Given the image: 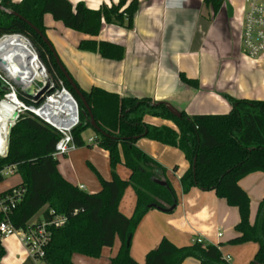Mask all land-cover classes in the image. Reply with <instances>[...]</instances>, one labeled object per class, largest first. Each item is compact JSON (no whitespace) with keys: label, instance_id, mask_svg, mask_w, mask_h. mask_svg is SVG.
<instances>
[{"label":"trees","instance_id":"obj_1","mask_svg":"<svg viewBox=\"0 0 264 264\" xmlns=\"http://www.w3.org/2000/svg\"><path fill=\"white\" fill-rule=\"evenodd\" d=\"M204 2L215 11L222 4V0ZM126 3L127 0H119L117 4H102L98 9H91L83 0L76 5L69 0H21L17 3L0 0L3 7L0 9V38L6 34H21L31 41L49 71L78 99L81 124L73 131L76 145L83 146L84 131L92 129L96 145L109 153L112 171L110 180L98 175L102 185L98 192L90 193L74 185L61 175L59 160L52 156L60 134L29 113H22L9 133L7 156L0 157V170L16 165V173L21 175L22 182L14 188L24 190V197L13 209L9 220L17 229L26 228L44 207V220L51 219V210L67 217L64 225L50 228L51 239L46 247L50 264H76L75 256L99 259L102 250L112 247L117 238L120 250L110 258L109 264H182L189 257L201 264H231L224 258L220 245L196 240L191 245L177 246L166 237L147 253L143 263L131 256V240L144 214L154 206L171 212L178 202L166 168L137 146V141L145 137L184 152L190 164L180 178L184 193L191 187L214 191L228 205L238 209L237 235L228 243H258V251L250 264H264V198L260 201L256 221L251 223V200L240 185L245 176L264 173V100L228 96L232 105L228 113L189 116L184 111H174L165 101L121 96L100 87L85 91L65 68L85 103L61 71L55 50L43 39L47 37L44 17L51 14L65 28L89 37L80 40L79 50L97 53L109 60H121L125 54L121 44L97 37L105 24L133 28L139 2ZM180 79L199 88L197 79L188 78L184 73H180ZM4 93L5 87L0 80V99ZM18 95L30 103L22 93ZM146 116L171 121L176 128L148 124L144 120ZM91 117L96 127L91 125ZM119 164L131 170L127 181L116 172ZM0 179L4 180L1 175ZM129 186L135 190L137 201L132 216H125L119 210V204ZM14 188L4 191L1 196L11 193ZM4 219L0 212V222ZM3 246L0 237V258L5 255Z\"/></svg>","mask_w":264,"mask_h":264},{"label":"crops","instance_id":"obj_2","mask_svg":"<svg viewBox=\"0 0 264 264\" xmlns=\"http://www.w3.org/2000/svg\"><path fill=\"white\" fill-rule=\"evenodd\" d=\"M10 1L17 3L21 0ZM69 1L76 5L82 0ZM83 1L91 9H98L102 4L119 3V0ZM137 1L139 8L133 28L105 24L97 37L121 44L125 49L121 60H109L97 53L79 50L80 40L89 37L65 28L61 21L45 14L46 35L65 68L83 90L100 87L121 96L165 101L189 116L228 113L232 108L228 96L264 100V53L252 59L242 52L244 0H222L217 11L204 0ZM180 73L197 79L199 88L183 83ZM144 120L148 124L176 128L171 121L158 117L146 116ZM90 139H95V135L84 140L83 146L58 159L59 171L74 185L95 193L102 188L99 176L110 180L112 171L108 151ZM137 146L166 168L178 202L171 212L153 208L144 214L131 240V256L143 263L147 253L156 248L163 237L177 246L191 245L200 239L220 245L224 258L231 264H249L259 244L228 243L237 235L238 209L228 205L214 191L191 187L184 193L180 178L190 164L185 170L176 171V163L182 160V152L177 147L145 137L137 141ZM116 172L126 181L131 175V170L124 164H119ZM21 182L22 179L17 185ZM240 185L250 197V220L254 223L260 201L264 198V173H251L240 180ZM15 186L3 187L0 195ZM129 187L119 204V210L125 216H132L137 201L135 190ZM41 220L43 217L35 222ZM1 241L5 255L0 264H35L17 235L4 237ZM120 245L117 238L103 264H109ZM102 254L99 259L75 256L74 263L102 264ZM182 264L201 263L189 257Z\"/></svg>","mask_w":264,"mask_h":264},{"label":"built area","instance_id":"obj_3","mask_svg":"<svg viewBox=\"0 0 264 264\" xmlns=\"http://www.w3.org/2000/svg\"><path fill=\"white\" fill-rule=\"evenodd\" d=\"M244 6V23L241 33L242 52L247 57L256 59L264 53V0H244ZM12 36H20L29 42L38 59V69L41 74L25 80L22 78L21 72L23 73V71L19 68L20 66L17 69L20 72H17L0 63V80L5 87L3 98L0 99V157L7 156L11 126L17 122L22 113L27 112L60 134L55 145L56 149L52 154L54 158L60 159L78 147L73 137L74 129L81 124L78 99L66 88L61 79H57L56 75L49 71L26 36L6 34L0 38V41ZM19 92L29 99L30 103L24 102L19 97ZM10 96L17 100L18 108L7 116L4 102H9ZM15 112H18V115L13 119ZM2 127L4 129L7 127V134L2 133ZM94 141L95 139H90V142ZM15 173L16 165L12 164L0 170V175L4 179ZM23 194V189L14 188L11 193L0 195V212L5 217L0 222V237L2 239L10 235H17L35 264H50L46 256V247L51 239L50 228L64 225L67 217L55 214L51 210V219L30 223L26 228H15L9 220V216L24 197ZM198 241L201 240L198 239Z\"/></svg>","mask_w":264,"mask_h":264},{"label":"bare ground","instance_id":"obj_4","mask_svg":"<svg viewBox=\"0 0 264 264\" xmlns=\"http://www.w3.org/2000/svg\"><path fill=\"white\" fill-rule=\"evenodd\" d=\"M0 63H3L10 70L20 72L18 69L21 68L23 79H29L33 76L40 75L41 72L38 69V59L32 48L24 38L20 36H12L5 40L0 41ZM18 102L14 97L10 96L9 102L5 103V109L7 116L15 109L18 108ZM2 133L7 134V127H2Z\"/></svg>","mask_w":264,"mask_h":264},{"label":"rangeland","instance_id":"obj_5","mask_svg":"<svg viewBox=\"0 0 264 264\" xmlns=\"http://www.w3.org/2000/svg\"><path fill=\"white\" fill-rule=\"evenodd\" d=\"M50 17H51V19H53L52 15ZM50 30H53V28L51 27ZM47 39L49 40V37H47ZM94 135H95V133L93 132L92 129H87V130L84 131L82 137H83V139L85 141H87L90 137H94ZM179 151H181V150H179ZM181 156H182V160L179 163H176L177 164L176 165L177 166L176 167V171H178V172H181L182 170H185V168L186 167L188 168V166H189V161L186 158V156L184 155V152H182ZM21 179H22V177H21V175L19 173H15L13 175H8L4 180L0 181V191L5 186H11V185L15 186V185H17ZM128 189H133V188L130 186ZM42 216H43V210L39 211L38 214H36L31 219V221L35 222V221H37V219L42 218ZM110 249H111V247H106V249H104V253L102 254L103 256H102V260H101L102 264L107 262L106 261V257L109 256L110 251H111Z\"/></svg>","mask_w":264,"mask_h":264},{"label":"water","instance_id":"obj_6","mask_svg":"<svg viewBox=\"0 0 264 264\" xmlns=\"http://www.w3.org/2000/svg\"><path fill=\"white\" fill-rule=\"evenodd\" d=\"M0 9H3V7L1 6V4H0ZM6 11H7V12H10V11H8V10H6ZM38 32H39V31H38ZM39 33H41V32H39ZM43 39H44V41L48 44V46H50L51 49H54L53 45H52L51 42L47 39V37H43ZM56 55H57V54H56ZM56 60H57V63H58V65H59L61 71L64 73L66 79H67V80L69 81V83L72 85V87L74 88V90H75V92L77 93V95H78V96H79V97L85 102L84 97H83V95L81 94L79 88L76 86V84H75V83L73 82V80L71 79L70 75H69L68 72L66 71L65 67H64L63 64L61 63V61H60V59H59L58 56H56ZM85 103H86V102H85ZM86 106H87V104H86ZM87 108H88V111H90L88 106H87ZM173 110L176 111V109H175L174 107H173ZM17 115H18V112H15L14 115H13V119H14L15 117H17ZM92 117H93V116H92ZM92 117H91V125H92L93 127H96L95 121L93 120ZM15 124H16V123H14V124L11 126V128H12ZM9 133H10V131H9ZM159 183H161V184H165V182H163V181H160ZM175 206H176V205H174V206L171 208V210H173V209L175 208ZM154 207H155L156 209H158V210L168 212V209H161V208H159V207H157V206H154Z\"/></svg>","mask_w":264,"mask_h":264}]
</instances>
